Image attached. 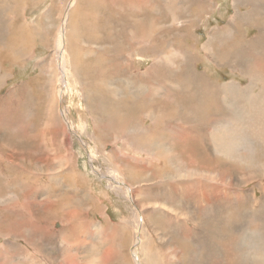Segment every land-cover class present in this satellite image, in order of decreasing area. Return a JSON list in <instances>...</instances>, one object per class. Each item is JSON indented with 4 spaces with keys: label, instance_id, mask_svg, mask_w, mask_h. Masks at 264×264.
<instances>
[{
    "label": "rangeland",
    "instance_id": "1",
    "mask_svg": "<svg viewBox=\"0 0 264 264\" xmlns=\"http://www.w3.org/2000/svg\"><path fill=\"white\" fill-rule=\"evenodd\" d=\"M15 1H17V0H15ZM134 1L135 0H132V1L131 0H78V1L77 0L76 1L75 0H25L23 2L22 0H20L17 2H13V1H11V2L5 1L6 3L2 2V4L0 5V7H1L0 8V10H1L0 16H1V25H2L5 37H7L8 33H9L7 30L8 25L4 22V20H2V18H4L6 20L7 16L11 13V11H13V12L19 11L20 16H22L21 26L19 28V31L22 34L20 52L23 55H25L28 59H26V61L23 62L22 65H19L16 62L10 63V65H9L7 63V61H5V60L0 62L1 70L8 72V73H12V75H13V77L10 79L11 81L9 80L6 86L3 85L4 87H0V101L1 100L4 101L6 99V97L11 95V93L16 92V93H18V95L23 94L24 96H26V94H27V95L32 96L33 100L36 101L38 104H35L36 107L34 109H36V110H34V109L29 110V109L24 108L23 106L22 107L18 106L19 108L15 109V111L17 110L16 113H19V114H17V115H19V118H20V116H22L24 114L25 111H26L25 113L27 114L26 116H29V122L28 123H30L31 129H29L28 127H22V128L19 127L24 132H27V135H29L28 136L29 139H28V137L20 138L19 136H17L18 134L16 132H14L12 127L8 130L6 129V127H3L0 129V131H2L0 133V142L3 141V143L10 145L12 150H14V151L16 150V151L20 152V156L15 154L14 158L11 157L10 160H13L15 163L19 162L20 164H24L25 166L27 164H29V160L26 158V156H27L26 153H34V152L37 153L38 151H40V149H42L44 147H48V148L52 147V145L54 143L56 145H57V143L62 144V147H64L66 149L65 155H68L69 158H71L72 160L73 159L75 160V162H74L75 163V166H74L75 172L78 175L79 174L83 175V179H82L83 182H81V183L84 186L81 183L75 181L77 179V177L69 179L68 176L70 174L66 175L62 170L59 171V172H61V174H58V172H55V171H47L44 173L40 172L39 174H36L39 181H41V186L39 184L36 185V189L38 190V192L40 194V197H39L40 199L36 200L35 202H41V203H48V202L58 203L60 201L65 202V204H67L69 207L67 212L68 213L70 212V214H71L67 218V220H70L73 217L72 212L82 211V216H84L83 218L88 222V223H86V221H84V224H85L86 229L88 230V233H85V235L80 238V241L84 240V241H82V242H84V253L86 254V255L84 254V264H88V263H90V261H92L94 264L101 262V261L107 262L108 260H107L106 256H109L111 254H116L115 255L116 257H115L114 261L111 262V264H134L135 261H134V257L132 256L131 248H132V245H133V249L135 248V240H137L136 237L139 235H138V233L136 235L135 230H129L130 234L127 237H125L124 235H125L127 229L124 228L122 230L124 233V235H123L124 237H123L122 236L123 233L120 235V232L118 233V228L116 226H119V228H121L122 222L127 221V222H129L130 226H132V228H134L135 223H133V220L137 219V218L135 216H133L132 213L135 210L136 211L139 210L138 205H136V203H139V205L144 208L142 211V213H143L142 215L145 218V224H146L145 227L148 230H149L150 224L153 225L154 227H157L158 230L161 232V234H163L165 241L169 243V244H165V247L171 248V252L166 254V256H168V257H166V260H169V259L171 260V262H169L167 264H171V263L172 264H180V263L181 264H183V263L184 264H197V262H198V264H210L212 262V258L216 262V264H243L246 261V259L247 260L252 259V257H254V256L257 257V256L264 254V244H262V238L264 239V216L260 215V216H262V219H261L262 221L257 216L258 201L260 202L262 193H264V177L262 176L258 181H253L245 187H244V185H240L238 183V181H240L242 179H246V181L249 180V177L251 176V174L255 173L256 171L261 172V173H262V171H264V168H263V166H264V143L261 145V147H257L261 143L262 139L256 140L255 137L249 139L251 136L257 135L258 130H262L261 125L264 124V120L262 121V123H259L256 126L252 127L250 129L248 136H247V132L245 131L242 134L237 135L235 138L231 137V142H235L234 145L235 146L237 145L236 147L238 148V150H235L234 153L231 151L230 154H228V155L224 154L222 152V150H220L219 148L215 152L213 150L211 140L208 136L204 140L206 145L202 142L201 148H198L197 151L193 148L192 145L191 146L186 145L187 151L185 149L186 152H184L183 155H181V157H179V159L178 158L177 159L182 165L184 163L186 165V163H188L189 161L196 162L197 168L199 170H196L195 174H197V172H198V173H201V175L194 178L195 181H193V186H192L193 187L192 189L194 191L191 195V200L190 199H184L183 202H181V204L177 206L174 204L173 200H174V197L177 198V196H176L177 192H178L177 194L179 195V197L181 196V193H180L181 191L173 188V185H174L173 182L175 183V181L169 180L171 178H174L176 174H171L169 171L165 172L168 170L167 164L165 165V163H164V165H159L158 164V161H159L158 157L152 158V163L146 162L145 161L146 156L144 154H135V152L132 148H127V145H128L127 143H125V142L121 141L119 138H117V135H119L117 132L118 126H116V123L118 122L117 121L118 120V115H117L118 110H116V108H112L113 106L111 105V103L113 102V100L110 101L111 95L110 94L108 95V93H110V92H109V90H107V87L110 88V87L114 86L116 89H118V88L121 89L122 92L118 95L119 101H123V99H132L133 97H146L150 93H152V88L150 87L151 88V89L149 88L150 90L149 89L144 90L140 94V93L136 92V86L139 84H143V83L147 84V81L151 80L154 77V75H151V76H149L150 79L147 78L148 69H149V67L153 66L154 63H158V64L163 66V68L159 70L160 74H163V79L161 81L162 82L161 92H163V93L160 92L159 95L160 96L170 95V92L172 91V90H170V88H171V84H172L171 76H172L173 72L177 71L178 73H180V75L183 73L184 74L191 73L190 67H183V65H182L183 63L189 65V63L186 62V60L188 59L193 63L198 62L199 63L198 64V71H199L198 74L202 73L201 76L204 79L209 80L212 84H214V86L215 85L218 86L217 88L221 89L224 87L227 90H229L230 88H232L236 84L234 87H238V89H243V88L246 89L247 87H249V88H247L248 91L251 90V92H254L255 94L258 93V95L261 93L262 94L261 97H264V84H262V81L264 79V71H262V68L264 67V60L258 61V59H261V58L257 56V50L258 49L261 50V48H262V50L264 51V49H263L264 44L263 43L260 44L261 40L257 39V38H259L258 36H260V37L262 36V32L264 30H263V28H260L261 22H255V21H251L249 18L246 19L247 17L245 18L246 13L254 12L255 10L259 9L258 12L260 11V13H261V15H259V16H261V20L264 21V0H256L255 3H254V0H237V1L236 0H206V1L205 0H181V1H183L182 8L179 4L180 2L176 1L179 4L178 8H180L179 9L180 11L175 13V15L177 17L171 15V10H169V8L167 6H165V5H167V3H165L166 0H153V1L147 0V1H145V3L141 2V1L138 2V0H136L135 2ZM18 2H20V3H18ZM137 2L139 4H141L140 7H137V8L132 7ZM187 3H189V4L194 3L195 6H193V7L188 6ZM254 4H257L258 9L253 7ZM24 6L26 7V9H25L24 13L22 14L20 10H22L24 8ZM157 6H161V7L157 8ZM210 6H212V7H210ZM187 7H188V9H187ZM235 7H237V9ZM189 8L191 10H189ZM5 9H9V14L7 11H5ZM142 10H143V12H142ZM63 12L67 15V19L64 18L65 14H64V17L62 18ZM157 12L158 13L160 12V13L158 14ZM235 12L238 13V15L235 14ZM148 17H149V19H148ZM233 17H235V18L237 17L236 18L237 20ZM239 17H240V19H239ZM172 18H173V21H172ZM175 19H179V20L175 21ZM71 21H72V23L74 22V25H77L78 28L80 29L79 30L80 34H75V35L76 36L81 35L79 40L77 37H76V39L72 38V41H73L72 43L77 45L76 49L80 50V47H81V48H84L85 53H90V54H87L89 56H87L86 54L83 55L84 53H81V56L83 55L82 56L83 62L82 61L79 62V63H81V64H79L80 68H81V75H82L81 78H83V80H84V71H83L84 70V65H83L84 61H85L84 64H86V63H99V65L96 68L93 67L92 72H89L90 75L89 74L88 75L91 78L89 77L87 79V81L89 82V83L87 82V85H86V81H84V85H85L84 86L82 79L81 78L79 79V77H78V73H77L76 69L73 68L74 65H73L72 55L70 52H68V51H70V45H68V39L66 38L67 41H65V45H64L63 49L65 52V72H66L67 76H68V73L71 74V76H69L70 78L68 80L69 84H70V88L68 86V91L70 93L68 94L67 98H65L67 101L64 100L63 103L61 102L60 107H59L60 108L59 113H60L61 118L63 119L65 117V107H66L68 110V113L71 114V116H68L69 119L71 117V122L66 123V121H63L62 125L60 124V126L58 125V127H56V128L55 127L49 128V131H48V128L45 125L44 121H46V117H47L45 115V113L47 112V107H48L47 105L50 102V99H49L50 92L47 88L49 86L50 72H55V71L57 72L58 78H56V88H57L56 91L58 90L57 96L59 98L58 92L59 91L60 92L62 91L63 93L65 92V87L62 85L63 76L61 74V73H63L61 71H62V66L64 65V61L61 60L62 55L60 54L61 52L58 51L59 50L58 41H59V36H60L59 33H60V30L63 27L64 23L66 24L68 33L71 32L72 28L70 29V27H69V23ZM142 21H144L143 25H146L148 27L149 26L153 27V29L155 31V33H154L155 35H154V37H152L148 40H145V41L137 40L134 43V42H132L131 34L136 33L138 35V38H139L140 35L142 33H144V31H141V30L147 28V27H142V28L137 27V24L139 22H142ZM229 21H231V22H229ZM49 24H50V27H49ZM179 24L182 26H180ZM249 24L252 26H250ZM158 25L160 26V28L158 27ZM172 25L178 29H175V27H173ZM164 26L166 27V29L164 28ZM227 26H229V27H227ZM157 27L159 29H161L163 27V29H161L162 31H156L158 29ZM37 28H38V30H37ZM111 28H113V29H111ZM229 29H233L232 32H228L227 30H229ZM108 30L109 31L111 30V31L109 32ZM221 31L222 32L227 31V34H230V35L226 34V35H224L225 37L223 35L221 36L220 35ZM38 32H39V35H38ZM189 32L192 34H190ZM107 33H108V35H107ZM240 34H243V37L240 39V43H242V44L240 46H238L234 43L233 35L235 36V35H240ZM167 35H169V36H167ZM210 35L213 38V41H210L208 39V38H210ZM247 35H249V36H247ZM116 36H117V38H115ZM155 37H156V39H155ZM180 41L182 44L180 43ZM223 41H225L224 46H221V43ZM254 41H256V43H254ZM141 42H145V44L148 42L147 45L150 48H149V51L147 52V55H145V53L140 52V48L145 45V44L141 45ZM259 44L261 45V47H259L260 46ZM213 45H215V46H213ZM73 47H74V45H72V48ZM190 47H191V49H189ZM252 47H254V48H252ZM33 48H35V49H33ZM158 48L160 49V51H159V54L156 55V53L158 52ZM17 49L19 52V47ZM106 49H107V51H106ZM180 49H181V51H180ZM251 49H253V50H251ZM207 50H209V51H207ZM211 50H212V52H210ZM188 51H189V53H187ZM214 53H215V56H214ZM259 53L261 56L262 55L264 56V53H262V52H259ZM259 53H258V55H259ZM114 54L117 56L115 57ZM154 54H155V56L152 57ZM194 54H196V55H194ZM238 55H240L239 56L240 60H242V58H241L242 56L246 57V59L242 62V67L240 69H236L234 71L232 69L230 70V67L227 65V63H225V61L229 58L235 59V57H238ZM250 55H252V56H250ZM17 56H19V55H17ZM184 57H185V59L183 60ZM209 57H210V59H209ZM105 58H106V60H105ZM162 58H164V59H162ZM172 58H174V59H172ZM232 59H229V60H232ZM66 60H68V63L70 64L69 69H68V64H67ZM165 60H168L171 63H168ZM178 61L179 62L181 61V62L179 63ZM121 62H123V63H121ZM138 62H139V64H138ZM141 62H144V63H141ZM119 63L121 65H119ZM171 64H173L174 66H178L179 68L175 67V69L172 71L173 68H170ZM248 64H251V65H249V66H251V68L248 66ZM181 65H182V67L180 68ZM127 66H128V68L129 67L130 68L128 69ZM258 66H260L261 68ZM207 67H208V69H207ZM124 68H125V70H124ZM143 68H145L146 70ZM166 68H168V69L166 70ZM127 69H128L129 75L126 74ZM176 69H178V70H176ZM181 69L183 71H181ZM258 69H259V71H258ZM68 70H69V72H68ZM170 71H172V74ZM250 71L256 73L257 75L259 74L258 79H252ZM92 77L94 78L93 79L94 81L92 80ZM216 77H218V78H216ZM127 78L130 79L129 81L132 83L131 84L132 86H130V87L127 86V84H126ZM173 78L177 82L180 79L181 80L180 83H182L181 87L182 86L184 87L185 84L183 82L186 81L185 78H184V81H183V77H181V76L178 79H176V77H174V76H173ZM242 78H244V79H242ZM259 78H260V80H259ZM120 79L122 81H120ZM229 81H231V82H229ZM53 83H55V79H53ZM249 83H250V85H249ZM256 83H258V84H256ZM224 84H226V85L224 86ZM118 85H120V86H118ZM246 85H248V86H246ZM87 86L88 87L90 86V87L88 88ZM126 86L129 89H127ZM122 87H123V90H122ZM52 88H54V87L52 86ZM92 90H94V91L91 92ZM132 90H133V93H132ZM103 91H105V93ZM125 91H126V93H123ZM62 92H61V94H62ZM33 94H34V96H33ZM85 94H86V97H85ZM124 94H126L127 96H125ZM1 95H2V97H1ZM39 95H40V97H39ZM69 95H70V97H69ZM88 95H89V98H88ZM239 95H242V94H238V99L234 103L235 106H237L238 108L234 109V111L232 110L231 113L236 112V113L243 114V110H242L243 107L242 106H244V105H242V104H245L244 100H243L244 97L241 99V97ZM82 96H83V98H82ZM100 96H103V97H100ZM85 98H86V100H85ZM91 98L93 101L91 100ZM99 98L100 99L102 98L104 100L106 99V100L104 101L101 99L102 100L101 101V100H98ZM39 99L41 100V102H39ZM113 99H116V96L113 97ZM239 100L242 103L239 102ZM62 105H64V106H62ZM99 106H100V108H99ZM185 106H188V105H185ZM185 106L181 105L180 107H185ZM262 107H263V104H261V108ZM101 108H103V109H101ZM89 109H92V110H89ZM99 111L100 112L102 111V112L99 113ZM5 116L11 117L7 113H4V117ZM14 116L16 117V115H14ZM7 117H6V120L9 121V119ZM229 117L231 118L232 115ZM229 117H227V118L229 119ZM105 118H106V121H105ZM31 119H32V121H31ZM64 120H65V118H64ZM95 120H97V121L95 122ZM100 120L102 123L100 122ZM113 120H115V121H113ZM135 120H136V117H135ZM144 121L146 123V128L148 130L150 129V132L148 133V135H150V136L154 135L155 136L156 145L159 147L163 142L162 137L160 135V132L154 131V128H152L153 122H151L149 119L144 120ZM65 124H67V125H65ZM7 125L10 126L9 122ZM71 125L73 126V128H77V129L79 127L81 129L84 127L83 130L80 132V134H82V133L83 134L80 135L79 132H77V131H74L75 133L72 132L73 129H71L72 128ZM127 125H129V124H125V128H124V129H127V134L129 133V130L132 131L134 129V127H136L135 123H132L129 126H127ZM258 125H259V127H258ZM67 126H69V127H67ZM238 126L240 127V126H242V124H238ZM59 128H61V129H59ZM32 129L34 132L31 131ZM54 129L57 131H55ZM101 132H102V134H101ZM46 133L48 135H46ZM53 133L56 134V136H54ZM212 134H213V129L210 128V136ZM51 135H53L54 138H51L50 137ZM8 137H10V138H8ZM79 138H82V139H79ZM100 138H102V139H100ZM117 139L120 141H117ZM42 140H44V143ZM45 140H47V141H45ZM80 140L84 141L83 143H84L85 148L82 146L81 147L79 146ZM163 140H166V139L163 138ZM249 140H251V141H249ZM255 140H256V143H255ZM49 141L51 143H49ZM231 142H230V147H231ZM145 143H149V139H148V141H145ZM224 143H225L224 144V148H225L227 146V143L226 142H224ZM13 144L15 147H12ZM164 145L167 146V150H168L169 145H168L167 141L166 142L164 141ZM253 145H254V147H253ZM117 146L119 148H116ZM242 146L246 147V148H243ZM87 147H90V148H87ZM251 148L253 149V154L248 153V151ZM47 149L44 151V153H45V155L47 154V157H49V156H51L52 153L47 152L48 151ZM49 150H50V148H49ZM108 151H110V152H108ZM35 153H34V155H35ZM107 153H109V154H107ZM168 154H170V153H168ZM91 157H96V159H93L94 160L93 161V160H91ZM143 157H145V158H143ZM125 158H126V161H125ZM132 159H134V160H132ZM110 160H112V161H110ZM114 160H116V161H114ZM108 161L110 163H108ZM120 161L123 164L125 163V165L127 166V169H126L127 173L126 174H128V176H129V174L131 176L137 175L141 169V168H138V163H139V161H144V163H146L149 167L147 169L148 172L146 173V175H148L147 181L139 183L136 186V189H131V188H133L132 184L134 182L133 183L131 181L125 182L124 177H122L119 174L120 171L117 170L119 167H121ZM219 161H223L226 164L225 168H222V169L216 168L217 167L216 165H218L217 162H219ZM44 162L45 161L42 160L39 163H40V165H42V164H44ZM107 164H109V166H107ZM262 164H263V166H262ZM250 165H253V168L249 169ZM259 165L261 167H259ZM159 166H161V167H159ZM164 166H165V168H164ZM49 167L53 169V166L51 164H49ZM108 167H110L111 169H116L115 171H118V172H115V173L121 179V183L118 181V179L112 180V182H115L117 187H118V188H113V190H112V188L109 187V185H111V184L108 181V179H105V177L102 176V174H106L105 169H107ZM157 167H159V168H157ZM28 168L31 170V167H28ZM66 168L68 169V167H66ZM135 168H136V171L133 170ZM130 169H132V171ZM163 169H164V171H163ZM255 169H256V171H255ZM141 170H143V169H141ZM158 170H160V171H158ZM68 171H69V169H68ZM181 172H183V171H181ZM0 173H1V170H0ZM2 173H3L2 174L3 177L0 174V179H1L0 180V191H2L3 195H4L3 201L6 202L8 199L12 198L11 197L12 193H15L16 195H14V196L18 197L19 203L16 204L14 210L17 209L16 211H18L21 214V215L19 214V215L12 216V217H6L4 219V222H7V223L13 222L12 219L14 217H15L14 219L17 218L18 221L28 219L27 216L33 214L35 217H39L41 219V221L47 222L45 224V226H50V227H45L44 229H46L45 231L50 235H47V234L41 235L40 237H37V238H35V237L31 238V236H30L31 239L28 238L27 236H25L26 240H24L23 238H20V234H18L16 231H8V232L2 234V236L0 235V246H1L0 247V257L3 258V259H0V264H2L6 260H10L14 264L18 263L16 260V257L18 255V253L20 252V250L19 251H12V248H15L16 246L24 249L23 250L24 252L30 253V255H29L30 260L36 261L37 262L36 264H51L52 261H56V262L58 261L57 264H65V260L67 262H70L69 261L70 257L74 256V257L80 258L81 254L78 251H76L74 247H72V244H73V246L76 245V241L68 240V239H61V241L63 240L61 242L59 239L58 235L61 231L62 225L66 226L67 224L62 222L61 223L62 225L56 224V226H53L54 222L57 218L55 216L54 212H52L51 210H47V208H43L44 205H40V206L35 205V207H33V200L29 199V198L26 199V194L23 193V191H22L23 188H20V187H22V185L18 186V184H16V185L13 184L12 178H14V175L8 173L6 166L3 167ZM154 173H155V175H154ZM204 173H206V174H204ZM235 173H236V175H235ZM14 174H17V173H14ZM40 174H42V175H40ZM165 174H166V176H165ZM180 174L183 175L185 173H180ZM218 174H219V176H220V174H222L224 177L221 175L222 178H220L221 176L219 177ZM17 176H18V179H17L18 182L20 183L21 181H23L24 189H27L25 187L30 186L31 176H29V175L25 176V174L24 175L18 174ZM201 176L202 177L204 176L206 179L205 180L202 179ZM165 177L168 180L166 185L164 183ZM5 178L6 179L8 178L9 180L8 179L6 180ZM198 178L202 182H199ZM29 180H30V182L28 183ZM84 180L86 183H84ZM136 180H137V178H136ZM182 181H184V180L182 179ZM213 181H214V183H213ZM196 183H197V185H196ZM74 184H76V185H74ZM126 184H127V186H126ZM129 184H131V185H129ZM224 184L231 185V188H226V187L224 188L223 187L222 189L225 191L224 192L221 189V185H224ZM16 186H18V188ZM159 186L160 187L163 186V188L165 190H167V193H168L165 196H163L161 199L159 198L161 193L158 194V190H156ZM239 186H241V187H239ZM106 187H108V188H106ZM126 187H128V188H126ZM140 187L142 189H140ZM258 187L262 188L263 191L261 192ZM42 188H46V189L43 190ZM125 188L128 190L129 193L131 191L130 194H132V195L128 196L127 190ZM129 188L131 190H129ZM137 188H139V189H137ZM212 189L215 191L213 192ZM201 190H203V192ZM205 190H206V192H204ZM234 192H236V193H234ZM252 192L253 193L256 192L257 196L252 197L253 196ZM156 193L159 196L156 197V195H155ZM204 193H205V196H203V195L201 196V194H204ZM230 193H233V194H230ZM23 194H24V196H23ZM225 194H227V196H225ZM121 196H124L125 198H128L129 200L128 199L125 200ZM210 196L211 197L214 196L216 198L212 197L213 199H211ZM138 198H140V199H138ZM243 198H244V201H243ZM137 199L139 202L137 201ZM250 199H253L252 202ZM134 201H136V203ZM160 201H162V202H160ZM128 202L130 205L128 204ZM223 202L226 206L223 204ZM97 203H98L99 207L97 209H95ZM70 204H71V206H70ZM154 204H160L161 208L159 207L157 210H155L153 207ZM253 205H256V206H253ZM8 206L13 208L12 204H9ZM131 206H133V207L131 208ZM79 207H81L82 210H80ZM22 209L24 212L22 211ZM44 210H46V211L44 212ZM173 211L179 213L181 215L180 219L182 220L181 221V228H178L176 230H171L168 228V227H171L174 229L176 226H173L172 223L177 224L176 219L172 220V217L174 216L172 214ZM30 212H32V213H30ZM181 212H182V214H181ZM190 212H192V214ZM166 213H167L168 217H167ZM209 213H210V215H209ZM243 214H245V215H243ZM23 215L24 216L26 215V216L24 217ZM250 217H251V219H250ZM204 221H205V223H203ZM42 224L44 225V223H42ZM228 224H229V227H228ZM202 225H203V227H200ZM4 226H6V225L4 224ZM96 226H97V228L108 229L105 232H102V234L106 235V236H108L110 234L109 240L111 241L112 245L118 244V247H114V249H116L117 252L120 249L121 254H120V252L115 253L113 250H108L109 244H104V246H103V244L100 243V237L98 236L97 228L95 229ZM111 226H115V229L112 230ZM185 226H187V227H185ZM162 227H163V229H162ZM189 229H190V231H189ZM112 231H113V233H112ZM205 231H206V233H205ZM208 231H209V233H208ZM258 233H262V235H259ZM181 234L184 237L183 236L181 237ZM213 234H215V238L213 237V239H212ZM55 236H58V239ZM171 237H173V238H171ZM185 237H187L189 239H187ZM207 237L209 238V240ZM33 238H35V239H33ZM45 238H47V239H45ZM175 239L177 241H175ZM203 239L206 241H203ZM216 239H217V242H216ZM28 240H29V242H32V240H33V241H35V243L36 242H37V244L39 243L42 247H40L39 245L38 246L36 245L35 249L33 247L28 248V249L25 248V244L28 243ZM197 240L200 242H198ZM40 242H42V243H40ZM50 242L52 244H50ZM150 242L152 243L153 247H155V246L157 247L160 245L159 242H157V241L155 242L154 240H150ZM206 242H208V243L206 244ZM197 243H199V244H197ZM209 243H210V245H209ZM57 244H59V245H57ZM119 244L121 245L120 247H119ZM154 244H155V246H154ZM175 244L177 246H179V248H180V249H178V251L180 250L179 252L177 250L176 251L174 250ZM67 245L70 247V250L73 252V254H71L70 257L68 255L61 256L60 253H62V251L65 250V247ZM252 245H253V247H252ZM204 246L207 248V250ZM209 246L211 248H209ZM123 247H125V248H123ZM212 248H215L216 250L212 249ZM32 251L35 253H33ZM37 251L44 252L45 254L42 255ZM96 251H98L99 253ZM172 251H173V253H172ZM181 251H182V253H181ZM210 251H212L213 253ZM1 252L3 255L1 254ZM86 252H88V253H86ZM174 252H176V253H174ZM203 252L207 255H205ZM107 253H109V255ZM143 253H144V250H140L139 254L142 257V259L145 256L146 252L144 254ZM189 253H191V254H189ZM89 254H91V255H89ZM209 254L213 257H210ZM214 254L217 258L214 256ZM246 254H248V255H246ZM242 255H244V256H242ZM184 256H186V257H184ZM195 256H197V257H195ZM190 257H191V259H190ZM195 259L196 260L198 259V260L196 261ZM191 260H193V261H191ZM176 261H177V263H176ZM199 261H201V262H199ZM203 261H204V263H203ZM19 264H31V262H27V263L20 262Z\"/></svg>",
    "mask_w": 264,
    "mask_h": 264
},
{
    "label": "bare ground",
    "instance_id": "2",
    "mask_svg": "<svg viewBox=\"0 0 264 264\" xmlns=\"http://www.w3.org/2000/svg\"><path fill=\"white\" fill-rule=\"evenodd\" d=\"M17 2V1H20V0H0V5L2 4V2ZM23 2L25 0H22ZM76 1V0H75ZM78 1V0H77ZM132 1V0H131ZM136 1V0H135ZM134 1V2H135ZM141 1V2H144L147 1V0H138V2ZM150 1V0H148ZM153 1V0H152ZM176 1H179L180 3V6L182 8V5H183V1L181 0H166L165 3H167V6L169 8V10H171V15L173 16H176L175 13L179 12L180 8H178V2ZM206 1V0H205ZM237 1V0H236ZM235 1V2H236ZM256 0H254V3H255ZM12 2V3H13ZM69 2V1H68ZM67 2V3H68ZM135 3L134 8H137V7H140L141 4L139 3ZM214 2V1H213ZM244 2V1H243ZM6 3V2H5ZM4 3V4H5ZM11 3V4H12ZM20 3V2H18ZM77 3V2H76ZM75 3V4H76ZM239 3V2H238ZM133 4V3H132ZM162 4V3H161ZM188 6H195L194 3L193 4H189L187 3ZM247 4V3H246ZM16 5V4H15ZM73 5V4H72ZM260 5V4H259ZM5 6V5H4ZM76 6V5H75ZM74 6V7H75ZM217 6V5H216ZM246 6V5H245ZM66 7V6H65ZM161 6H157V8H159ZM190 7V8H191ZM212 7V6H210ZM256 9H258V6L257 4H254V6ZM252 7V8H253ZM262 7V6H261ZM1 8V7H0ZM156 8V9H157ZM189 8V10H191ZM237 9V7H235ZM26 7L24 6V8L21 11V13L23 14L24 11H25ZM65 9V8H64ZM139 9V8H138ZM188 9V7H187ZM186 9V10H187ZM206 9V8H205ZM211 9V8H210ZM74 10V9H73ZM215 10V9H214ZM252 10V9H251ZM259 10V9H258ZM258 10H255L254 12H249V13H246V16L245 18L246 19H250L251 21H255V22H261V25H260V28H263L264 30V21L261 20V13L260 11L258 12ZM1 11V10H0ZM4 11V10H3ZM5 11L8 12L9 14V9H5ZM200 11V10H199ZM238 11V10H237ZM143 12V10H142ZM242 12V11H241ZM67 13V12H66ZM158 13V12H157ZM160 13V12H159ZM158 13V14H159ZM214 13V12H213ZM6 14V13H5ZM7 14V15H8ZM64 12H63V16L62 18L64 17ZM192 14V13H191ZM219 14V13H218ZM235 14L238 15V13L235 12ZM74 15V14H73ZM201 15V14H200ZM241 15V14H240ZM245 15V14H244ZM5 16V15H4ZM192 16V15H191ZM116 17V16H115ZM177 17V16H176ZM241 17V16H240ZM239 17V19H240ZM65 19H67V15L65 14ZM114 18V17H113ZM193 18V17H192ZM235 18V17H233ZM237 18V17H236ZM235 18V19H236ZM47 19V18H46ZM69 19V18H68ZM137 19V18H136ZM146 19V18H145ZM149 19V17H148ZM147 19V20H148ZM151 19V18H150ZM260 19V20H259ZM2 20H4V22L8 25L7 27V30H8V36L5 37L4 36V32H3V28H2V25H1V16H0V62L5 60L7 61V63L10 65V63H17L19 65H22L23 62L26 61V59H28L25 55H23L21 52H20V45H21V39H22V34L21 32L19 31V28L21 26V21H22V16H20V13L19 11L18 12H13L11 11V13L7 16L6 20L4 18H2ZM74 20V19H73ZM129 20V19H128ZM157 20V19H156ZM179 19H175V21H178ZM237 20V19H236ZM259 20V21H258ZM67 21V20H66ZM149 21V20H148ZM172 21H173V18H172ZM224 21V20H223ZM250 21V22H251ZM128 22V21H127ZM199 22V21H198ZM231 22V21H229ZM57 23V22H56ZM71 23V24H70ZM69 23V27L70 29L72 28L71 32L68 33L67 31V27H66V24L64 23L63 27L61 28L60 30V36H59V41H58V47H59V52H61L60 54L62 55L61 57V60L64 61V65L62 66V71L63 73L62 76H63V81H62V85L65 87V92L63 93L62 91V94L61 92L59 91L58 94H59V98L57 96V91H56V78H58V75H57V72H50V77H49V86L47 87L49 92H50V102L48 103V107H47V112L45 113V115L47 116L46 117V121L45 122V125L47 126L48 128V131H49V128H56L58 127V125L60 126V124L62 125V122L63 121H66V123H70L71 122V117L69 119L68 116H71L70 113H68V110L67 108L65 107V120L64 118L62 119L61 116H60V104L61 102L63 103L64 100H66L65 98H67L68 94L70 93L68 91V86L70 88V84H69V76H71V74L68 73V76L66 75V72H65V52H64V45H65V41H67L68 39V45H70V52L71 55H72V60H73V65H74V69H76L77 73H78V77L79 79L82 77L81 75V68H80V65L81 63H79L80 61L83 62L82 60V56L83 55H87V54H90V53H85L84 52V48H81L80 47V50L79 49H76V46L75 44H73L72 42V38L73 39H76V37L79 38L81 37V35H75V34H80V29L78 28L77 25H74V22L72 23V21ZM109 23V22H108ZM144 21L142 22H139L137 24V27L138 28H142V27H147L141 31H144V33H140V37L138 38V35L136 33H132L131 34V37H132V42H136L137 40L139 41H145V40H148L152 37H154V29L152 26H146V25H143ZM159 23V22H158ZM181 23V22H180ZM234 23V22H233ZM46 24V23H45ZM165 24V23H164ZM228 24V23H227ZM251 24V23H250ZM249 24V25H250ZM72 25V26H71ZM180 25V24H179ZM230 25V24H229ZM248 25V24H247ZM166 26V25H165ZM164 26V28L166 29V27ZM173 26V25H172ZM182 26V25H180ZM246 26V25H245ZM252 26V25H250ZM49 27H50V24H49ZM112 27V26H111ZM158 27L160 28V26L158 25ZM157 27V28H158ZM175 27V26H173ZM229 27V26H227ZM157 29L156 31H162L161 29H163V27L161 29ZM235 28V27H234ZM46 29V28H45ZM113 29V28H111ZM171 29V28H170ZM175 29H178L175 27ZM180 29V28H179ZM199 29V28H198ZM38 30V28H37ZM233 29H229L227 30L228 32H232ZM247 30V29H246ZM262 30V31H263ZM53 31V30H52ZM109 31V30H108ZM111 31V30H110ZM109 31V32H110ZM223 31V30H222ZM220 33V35L224 36L227 34V31L226 32H222ZM225 31V30H224ZM55 32V31H54ZM113 32V31H112ZM111 32V33H112ZM114 33V32H113ZM168 33V32H167ZM190 33V32H189ZM197 33V32H196ZM165 34V33H164ZM187 34V33H186ZM192 34V33H190ZM38 35H39V32H38ZM54 35V34H53ZM108 35V33H107ZM112 35V34H111ZM110 35V36H111ZM159 35V34H158ZM188 35V34H187ZM227 35H230V34H227ZM256 35V34H255ZM71 36V37H70ZM163 36V35H162ZM169 36V35H167ZM189 36V35H188ZM208 36V35H207ZM249 36V35H247ZM164 37V36H163ZM186 37V36H185ZM198 37V36H197ZM225 37V36H224ZM234 37V43L238 46H240L242 43H240V39L243 37V34H240V35H233ZM259 38L257 39H260L261 43L260 44H264V31L262 32V36H258ZM67 38V39H66ZM111 38V37H110ZM117 38V36L115 37ZM138 38V39H137ZM220 38V37H219ZM105 39V38H104ZM156 39V37H155ZM210 41H213V38L211 37L210 35V38H208ZM114 40V39H113ZM178 40V39H177ZM78 42V41H77ZM150 42V41H149ZM183 42V41H182ZM148 43V42H147ZM147 43L145 44V42H141V45L145 44L143 47L140 48V52L141 53H145V55H147V52L149 51V48ZM181 43V41H180ZM202 43V42H201ZM213 43V42H212ZM224 43L225 41H223L221 43V46H224ZM253 43V42H252ZM254 43H256V41H254ZM125 44V43H124ZM151 44V43H150ZM159 44V43H158ZM182 44V43H181ZM180 44V45H181ZM206 44V43H205ZM211 44V43H210ZM259 44V45H260ZM51 45V44H50ZM72 45H74V47L72 48ZM174 45V44H173ZM212 45V44H211ZM210 45V46H211ZM249 45V44H248ZM254 45V44H253ZM252 45V46H253ZM44 46V45H43ZM100 46V45H99ZM104 46V45H103ZM126 46V45H125ZM188 46V45H187ZM190 46V45H189ZM215 46V45H213ZM212 46V47H213ZM250 46V45H249ZM19 47V52H18V48ZM47 47V46H46ZM160 47V46H159ZM261 47V45L259 46ZM52 48V47H51ZM50 48V49H51ZM66 48V47H65ZM194 48V47H193ZM200 48V47H199ZM210 48V47H209ZM218 48V47H217ZM254 48V47H252ZM258 48V47H257ZM35 49V48H33ZM67 49V48H66ZM103 49V48H102ZM109 49V48H108ZM177 49V48H176ZM191 49V47L189 48ZM206 49V48H205ZM264 49V48H263ZM114 50V49H113ZM117 50V49H116ZM171 50V49H170ZM253 50V49H251ZM83 51V52H82ZM104 51V50H103ZM107 51V49H106ZM110 51V50H109ZM118 51V50H117ZM122 51V50H121ZM159 51L160 49L158 48V52L156 53V55L159 54ZM181 51V49H180ZM179 51V52H180ZM200 51V50H199ZM204 51V50H203ZM209 51V50H207ZM206 51V52H207ZM105 52V51H104ZM178 52V51H177ZM185 52V51H184ZM212 52V50L210 51ZM253 52V51H252ZM255 52V51H254ZM259 52H262L264 53V51L262 50H257V56L260 57L261 59H258V61L260 60H264V56L260 55ZM67 53V52H66ZM81 53H84L82 56H81ZM114 53V52H113ZM176 53V52H175ZM189 53V51L187 52ZM186 53V54H187ZM199 53V52H198ZM209 53V52H208ZM259 53V55H258ZM111 54V53H110ZM124 54V53H123ZM168 54V53H167ZM171 54V53H170ZM179 54V53H178ZM184 54V53H183ZM185 54V55H186ZM207 54V53H206ZM239 54V53H238ZM19 55V56H17ZM70 55V54H69ZM115 55V54H114ZM176 55V54H175ZM192 55V54H191ZM196 55V54H194ZM89 56V55H87ZM86 56V57H87ZM117 55H115L116 57ZM126 56V55H125ZM155 54L152 56L154 57ZM180 56V55H179ZM200 56V55H199ZM214 56H215V53H214ZM239 56L238 57H235V59L233 58H229V59H232V60H229L227 59L225 61V63H227V65L230 67V70L232 69L233 71L236 70V69H240L242 67V62L246 59V57L242 56V60L239 59ZM252 56V55H250ZM127 57V56H126ZM144 57V56H143ZM147 57V56H146ZM175 57V56H174ZM70 58V57H69ZM130 58V57H129ZM169 58V57H168ZM171 58V57H170ZM179 58V57H178ZM202 58V57H201ZM255 58V57H254ZM67 59V58H66ZM116 59V58H115ZM114 59V60H115ZM119 59V58H118ZM131 59V58H130ZM134 59V58H133ZM132 59V60H133ZM164 59V58H162ZM174 59V58H172ZM177 59V58H176ZM185 59V57L183 58V60ZM210 59V57H209ZM70 60V59H69ZM106 60V58H105ZM136 60V59H135ZM193 60V59H192ZM67 61V64H68V69H69V63H68V60ZM103 61V60H102ZM156 61V60H155ZM162 61V60H161ZM167 61L168 63H171L170 61L168 60H165ZM216 61V60H215ZM152 62V61H151ZM179 62V61H178ZM181 62V61H180ZM179 62V63H180ZM186 62L189 63L188 64H185L183 63V67H190V72L191 73H188V74H181L178 73L177 71H174L173 74H172V71L175 69V67H178V66H174L173 64H171L170 68H173L171 72L172 76H171V88L170 90H172L170 92V95H164V96H160V92L162 90V79H163V74H160L159 70L163 68L162 65L158 64V63H154L153 66L149 67L148 69V76L147 78H149V76L151 75H154V77L147 81V84H139L136 86V92L137 93H140L144 90H148L150 87L152 88V93H150L148 96L146 97H133L132 99H123V101H119V97L118 95L122 92L120 88L116 89L114 86L108 88L107 87V90H109L110 93H108V95L110 94L111 95V98H110V101L113 100V102L111 103V105L113 106L112 108H116V110H118V122L116 123V126L117 127V132L119 135H117V138H119L121 141L127 143V148H132L135 152V154H144L146 156V162H150L152 163V158H157L159 159L158 161V164L159 165H165L167 164V168L168 170L165 171V172H170L171 174H176L174 178H171L169 179L170 181H175V183L173 182V188L177 189V190H180L181 192V196L179 197V195L176 193V196L177 198L174 197V204L175 205H180L181 202H183L184 199H190L191 200V195L193 193V181L195 177L197 176H200L201 173H198L195 174L196 170H199L197 168V164L196 162H193V161H189L188 163H185L182 165L178 159L179 157H181V155H183L184 152L187 151L186 149V145H189V146H193V148L197 151L198 148H201L202 146V142L206 145V143L204 142V140L206 139V137L208 136L211 140V143H212V146H213V150L216 152L218 150V148L220 150H222V152L226 155L230 154V152L232 151L233 153L235 152V150H238V148L234 145L235 142H231V137H236L237 135H240L242 134L243 132H247V136L249 135V132H250V129L254 126H256L257 124L259 123H262V121L264 120V97H261L262 94L260 93L258 95L255 94L254 92H251L248 91L247 87L246 89H238V87H232L230 88L229 90H227L226 88H217L218 86H214V84H212L209 80H206L204 79L201 74H198V62H191L190 60H186ZM203 62V61H202ZM85 63V61H84ZM84 80L83 78L82 79V82H83V85H84V81H86V85H87V79L90 77V73L89 72H92L93 70V67H98L99 63H86L84 64ZM118 63V62H117ZM123 63V62H121ZM134 63V62H133ZM132 63V64H133ZM141 63H144V62H141ZM166 63V62H165ZM255 63V62H254ZM259 63V62H258ZM101 64V63H100ZM108 64V63H107ZM139 64V62H138ZM148 64V63H147ZM167 64V63H166ZM215 64V63H214ZM25 65V64H24ZM23 65V66H24ZM82 65V66H83ZM119 65H121L119 63ZM134 65V64H133ZM146 65V64H145ZM178 65V64H177ZM180 65V64H179ZM182 65L180 66V68L182 67ZM210 65V64H209ZM247 65V64H246ZM251 65V64H248V66ZM258 65V64H257ZM106 66V65H105ZM123 66V65H122ZM121 66V67H122ZM141 66V65H140ZM169 66V65H168ZM245 66V65H244ZM101 67V66H100ZM142 67V66H141ZM146 67V66H145ZM210 67V66H209ZM251 68V66H249ZM256 67V66H255ZM260 67V66H258ZM123 68V67H122ZM128 68V66H127ZM130 68V67H129ZM128 68V69H129ZM132 68V67H131ZM179 68V67H178ZM206 68V67H205ZM248 68V67H247ZM254 68V67H253ZM261 68V67H260ZM58 69V68H57ZM73 69V70H74ZM128 69L126 70V74L129 75L128 73ZM137 69V68H136ZM145 69V68H143ZM168 68H166L167 70ZM208 69V67H207ZM244 69V68H243ZM105 70V69H104ZM125 70V68H124ZM146 70V69H145ZM178 70V69H176ZM188 70V69H187ZM211 70V69H210ZM209 70V71H210ZM249 70V69H248ZM247 70V71H248ZM75 71V70H74ZM133 71V70H132ZM138 71V70H137ZM181 71H183L181 69ZM185 71V70H184ZM259 71V69H258ZM262 71H264V67L262 68ZM69 72V70H68ZM121 72V71H120ZM135 72V71H134ZM204 72V71H203ZM238 72V71H237ZM228 73V72H227ZM260 73V72H259ZM89 74V75H88ZM119 74V73H118ZM122 74V73H121ZM124 74V73H123ZM250 74H251V78L252 79H258V75L252 71H250ZM116 75V74H115ZM131 75V74H130ZM214 75V74H213ZM236 75V74H235ZM77 76V75H76ZM120 76V75H119ZM174 77H176V79H178L180 76L183 77V81H184V78L186 81H184L183 84L184 87L182 88L181 87V80L179 79L178 82L174 80ZM243 76V75H242ZM250 76V75H249ZM13 77L12 73H8V72H5V71H2L1 70V65H0V87H4L7 85L8 81ZM207 77V76H206ZM91 78V77H90ZM117 78V77H116ZM115 78V79H116ZM135 78V77H134ZM139 78V77H138ZM145 78V77H144ZM210 78V77H209ZM218 78V77H216ZM53 79H55V83H53ZM94 78L92 77V80ZM133 79V78H132ZM136 79V78H135ZM150 79V78H149ZM244 79V78H242ZM250 79V78H249ZM14 80V79H13ZM108 80V79H107ZM130 79L127 78V81H126V84L127 86H132L131 82L129 81ZM137 80V79H136ZM215 80V79H214ZM260 80V78H259ZM11 81V80H10ZM94 81V80H93ZM120 81H122L120 79ZM125 81V80H124ZM139 81V80H138ZM137 81V82H138ZM255 81V80H254ZM101 82V81H100ZM136 82V83H137ZM217 82V81H216ZM231 82V81H229ZM228 82V83H229ZM89 83V82H88ZM92 83V82H91ZM109 83V82H108ZM120 83V82H119ZM122 83V82H121ZM166 83V82H165ZM247 83V82H246ZM254 83V82H253ZM252 83V84H253ZM230 84V83H229ZM238 84V83H237ZM240 84V83H239ZM251 84V85H252ZM258 84V83H256ZM261 84V83H260ZM262 84H264V79L262 81ZM4 85V86H3ZM111 85V84H110ZM122 85V84H121ZM124 85V84H123ZM136 85V84H135ZM168 85V84H167ZM226 84H224L225 86ZM231 85V84H230ZM250 85V83H249ZM9 86V85H8ZM13 86V85H12ZM52 86L54 88H52ZM85 86V85H84ZM95 86V85H94ZM120 86V85H118ZM126 86V88H127ZM229 86V85H228ZM227 86V87H228ZM248 86V85H246ZM258 86V85H257ZM20 87V86H19ZM88 87V86H87ZM90 87V86H89ZM88 87V88H89ZM100 87V86H99ZM170 87V86H169ZM240 87V86H239ZM8 88V87H7ZM134 88V87H133ZM150 88V89H151ZM255 88V87H254ZM10 89V88H9ZM129 89V88H127ZM149 89V90H150ZM47 90V89H46ZM122 90H123V87H122ZM134 90V89H133ZM133 90H132V93H133ZM254 90V89H253ZM262 90V89H261ZM85 91V90H84ZM94 90H92L91 92H93ZM99 91V90H98ZM101 91V90H100ZM135 91V90H134ZM86 92V91H85ZM102 92V91H101ZM105 93V91H103ZM107 92V91H106ZM130 92V91H129ZM25 93V92H24ZM87 93V92H86ZM96 93V92H95ZM123 93H126L123 92ZM135 93V92H134ZM144 93V92H143ZM163 93V92H161ZM35 94V93H34ZM33 94V96H34ZM64 94V95H63ZM83 94V93H82ZM88 94V93H87ZM131 94V93H130ZM129 94V95H130ZM147 94V93H146ZM165 94V93H164ZM238 94H242V95H239L241 97V99L244 97V103L245 104H242L244 106L243 107V114H240V113H231V111L236 108H238L237 106H235V102L237 101L238 99ZM96 95V94H95ZM107 95V96H108ZM123 95V94H122ZM125 96H127L126 94H124ZM138 95V94H137ZM8 96V95H7ZM116 96V99H113V97ZM2 97V95H1ZM29 97V98H28ZM40 97V95H39ZM70 97V95H69ZM85 97H86V94H85ZM100 97H103V96H100ZM4 98V97H3ZM83 98V96H82ZM88 98H89V95H88ZM87 98V99H88ZM106 98V97H105ZM130 98V97H129ZM95 99V98H94ZM102 99V98H101ZM100 98L98 100H101ZM38 100V99H37ZM86 100V98H85ZM92 100V98H91ZM104 100V99H102ZM101 100V101H102ZM106 100V99H105ZM104 100V101H105ZM47 101V100H46ZM67 101V100H66ZM93 101V100H92ZM8 102V103H7ZM39 102H41V100L39 99ZM45 102V101H44ZM69 102V101H68ZM79 102V101H78ZM239 102H241L239 100ZM71 103V102H70ZM89 103V102H88ZM103 103V102H102ZM101 103V104H102ZM242 103V102H241ZM35 104H38L36 101L33 100L32 96L30 95H27L24 96L23 94H20L18 95V93L16 92H13L11 93V95H9L8 97H6V99L4 101H0V129L3 128V127H6V129H10L11 127L13 128L14 132H16L17 136H19L20 138H26L28 137L29 135H27V132H24L22 129H20L19 127H28L29 129L30 128V123L29 122V116H26L27 114L24 112V114L22 116H20L19 118V113H16L17 110L15 111V109L19 108V107H24L26 109H29V110H33L36 105ZM66 104V103H65ZM81 104V103H80ZM96 104V103H95ZM116 104V105H115ZM261 104H263V107L261 108ZM185 106V105H188V106H185V107H180V106ZM255 105V106H254ZM19 106V107H18ZM64 106V105H62ZM68 106V105H67ZM94 106V105H93ZM102 106V105H101ZM257 106V107H256ZM78 107V106H77ZM92 107V106H91ZM241 107V108H242ZM70 108V107H69ZM79 108V107H78ZM84 108V107H83ZM93 108V107H92ZM100 108V106H99ZM118 108V109H117ZM103 109V108H101ZM246 111H245V110ZM36 110V109H34ZM84 110V109H83ZM89 110H92V109H89ZM76 111V110H75ZM106 111V110H105ZM238 111V110H237ZM39 112V111H38ZM102 112V111H101ZM99 111V113H101ZM230 112V113H229ZM241 112V111H240ZM4 113H7L9 116L11 117H7L5 116L4 117ZM82 113V112H81ZM22 114V113H21ZM37 114V113H36ZM94 114V113H93ZM98 114V113H97ZM104 114V113H103ZM107 114V113H106ZM105 114V115H106ZM16 115V117L14 116ZM96 115V114H95ZM232 117L230 118L229 116ZM78 116V115H77ZM102 116V115H101ZM108 116V115H107ZM6 117L9 119V121L6 120ZM135 117H136V120H135ZM229 117V119L227 118ZM99 118V117H98ZM97 118V119H98ZM104 118V117H103ZM109 118V117H108ZM34 119V118H33ZM150 120L151 122H153L152 124V128H154V131L155 132H160V135L162 137V144L158 147L156 145V140H155V136L154 135H148V133L150 132V129L148 130L146 128V123L144 120ZM6 120V121H5ZM112 120V119H111ZM32 121V119H31ZM97 120H95L96 122ZM105 121H106V118H105ZM115 121V120H113ZM142 121V122H141ZM245 121V122H244ZM10 124V126H8L7 124ZM101 122V120H100ZM150 122V123H151ZM34 123V122H33ZM73 123V122H72ZM83 123V122H82ZM99 123V122H98ZM102 123V122H101ZM112 123V122H111ZM115 123V122H114ZM132 123H135L136 124V127H134V129L132 131L129 130V133L127 134V129H124L125 128V124H132ZM118 124V125H117ZM148 124V123H147ZM238 124H242V126H238ZM44 125V126H45ZM67 125V124H65ZM99 125V124H98ZM127 125V126H129ZM151 125V124H150ZM45 126V127H46ZM70 126V125H69ZM67 126V127H69ZM36 127V126H35ZM71 129L72 132L74 131H77L80 132L83 130V128L81 129L80 127L77 129V128H73V126L71 125ZM95 127V126H94ZM111 127V126H110ZM109 127V128H110ZM132 127V126H131ZM259 127V125H258ZM96 128V127H95ZM151 128V127H150ZM210 128L213 129V134L210 136ZM61 129V128H59ZM58 129V130H59ZM103 129V128H102ZM261 129L262 130H258V134L257 135H253L251 136L249 139L255 137L256 140L257 139H262L261 140V143L257 146V147H261V145L264 143V124L261 125ZM47 130V129H46ZM55 130V129H54ZM110 130V129H109ZM148 130V131H147ZM23 131V132H22ZM33 131V129L31 130ZM57 131V130H55ZM60 131V130H59ZM67 131V130H66ZM2 131H0L1 133ZM34 132V131H33ZM47 132V131H46ZM84 132V131H83ZM100 132V131H99ZM111 132V131H110ZM48 133V132H47ZM46 133V135H48ZM52 133V132H51ZM50 133V134H51ZM58 133V132H57ZM75 133V132H74ZM116 133V132H115ZM4 134V133H3ZM2 134V135H3ZM8 134V133H7ZM10 134V133H9ZM13 134V133H12ZM83 134V133H82ZM80 134V135H82ZM102 134V132H101ZM108 134V133H107ZM54 136H56V134L53 133ZM51 135L50 137L51 138H54V136ZM97 135V134H96ZM114 135V134H113ZM11 136V135H10ZM33 136V135H32ZM37 136V135H36ZM35 136V137H36ZM100 136V135H99ZM34 137V136H33ZM32 137V138H33ZM48 137V136H47ZM59 137V136H58ZM67 137V136H66ZM10 138V137H8ZM12 138V137H11ZM46 138V137H45ZM69 138V137H68ZM107 138V137H106ZM163 138H165L166 140H163ZM239 138V137H238ZM247 138V137H246ZM13 139V138H12ZM29 139V137H28ZM41 139V138H40ZM64 139V138H63ZM79 139H82V138H79ZM98 139V138H97ZM102 139V138H100ZM149 139V143H145V141H148ZM242 139V138H241ZM9 140V139H8ZM14 140V139H13ZM31 140V139H30ZM52 140V139H51ZM117 139V141H120ZM247 140V139H246ZM253 140V139H252ZM256 140H255V143H256ZM38 141V140H37ZM43 143H44V140H42ZM47 141V140H45ZM86 141V140H85ZM99 141V140H98ZM164 141L168 143L169 145V149L167 150V146L164 145ZM251 141V140H249ZM53 142V141H52ZM66 142V141H65ZM84 141L80 140V147H84ZM224 142L227 143V146L224 148ZM230 142H231V147H230ZM247 142V141H246ZM28 143V142H27ZM30 143V142H29ZM34 143V142H33ZM49 143H51L49 141ZM54 143V142H53ZM57 143V142H56ZM111 143V142H110ZM25 144V143H24ZM23 144V145H24ZM37 144V143H36ZM40 144V143H39ZM38 144V145H39ZM124 144V143H123ZM254 144V143H253ZM22 145V146H23ZM26 145V144H25ZM24 145V146H25ZM113 145V144H112ZM31 146V145H30ZM49 146V145H48ZM12 147H15L14 144ZM37 147V146H36ZM43 147V146H42ZM243 147V146H242ZM254 147V145H253ZM25 148V147H24ZM33 148V147H32ZM44 147L42 149H40V151H38L37 153H26V158L29 160V164H27L26 166L24 164H20L19 162L18 163H15L13 160H10V158H14L15 154L20 156V152L18 151H14L11 149L10 145L8 144H5L3 143V141L0 142V170H1V176L2 174V170H3V167L6 166V169L8 170V173L9 174H12L14 175V178H12V182L14 185L18 184V186H21L20 188H23L22 191L23 193L26 194V199L29 198V199H32L33 200V207H35V205H44L43 208H47V210H51L52 212H54L55 216L57 217L55 222H54V225L53 226H56V224H61L62 222L63 223H66L67 225L66 226H63L62 224V227H61V231L59 233V239L61 241V239H68V240H73V241H76V245L73 246L72 244V247L75 248L76 251H78L80 254H81V257H70L71 254H73V252L70 250V247L67 245L65 247V250L62 251L61 256H64V255H68L70 257L69 261L70 262H67L65 260V264H84V240L80 241V238L83 237L85 235V233H88V230L86 229L85 227V224H84V221H86L82 216V211H75V212H72V218L70 220H67V218L71 215L70 212L68 213V205L65 204V202L63 201H60L58 203H54V202H48V203H41V202H35L36 200H39L40 198V194L38 192V190L36 189V185L39 184L41 186V181H39L38 177L36 174H39L40 172L44 173V172H47V171H55V172H58V174H61V172L59 171H63L66 175L70 174L68 176V178H75L77 177V179L75 180L76 182H83V175L82 174H77L75 172V160L73 161L71 158H69L68 155H65L66 153V149L64 147H62V144H58L57 145L54 143L52 145V147ZM85 148V147H84ZM87 148H90V147H87ZM116 148H119L118 146ZM189 148V147H188ZM237 148V149H236ZM243 148H246V147H243ZM48 150L47 152H51V156L47 157V154L45 155L44 151L45 150ZM186 149V151H185ZM30 150V149H29ZM107 150V149H106ZM129 150V149H128ZM240 151V150H239ZM238 151V152H239ZM24 152V151H23ZM22 152V153H23ZM110 152V151H108ZM123 152V151H122ZM128 152V151H127ZM130 152V151H129ZM21 153V154H22ZM170 153V154H168ZM249 154H253V149L251 148L249 151H248ZM109 154V153H107ZM119 154V153H118ZM223 154V155H224ZM23 155V154H22ZM40 155V156H39ZM121 155V154H120ZM39 156V157H38ZM73 156V155H72ZM105 156V155H104ZM198 156V155H197ZM106 157V156H105ZM121 158V157H120ZM130 158V157H129ZM145 158V157H143ZM178 158V159H177ZM183 158V157H182ZM262 158V157H261ZM93 159H96V157H91V160ZM119 159V158H118ZM124 159V158H123ZM42 160H44V164L40 165L39 162H41ZM130 160V159H129ZM134 160V159H132ZM155 160V159H154ZM94 161V160H93ZM112 161V160H110ZM116 161V160H114ZM125 161H126V158H125ZM166 161V162H165ZM184 161V160H183ZM121 162V161H120ZM136 162V161H135ZM96 163V162H95ZM108 163H110L108 161ZM144 161H139L138 163V168H141L143 170L140 169L139 173L135 176H131L129 174H126V169H127V166L125 165V163L123 164L121 162V167H119L117 170L120 171V175L122 177H124L125 179V182H134L132 185H133V188L131 189H136V186L141 183V182H146L147 181V177L148 175H146V173L148 172V165L146 163H144ZM262 163V162H261ZM49 164H51L53 166V169L49 167ZM218 165H216L217 169H222V168H225L226 164L223 162V161H219L217 162ZM199 165V164H198ZM107 166H109V164H107ZM263 166V164H262ZM28 167H31V170L28 168ZM56 169H55V168ZM68 167V169L66 168ZM93 167V166H92ZM130 167V166H129ZM161 167V166H159ZM157 167V168H159ZM209 167V166H208ZM259 167H261L259 165ZM258 167V168H259ZM79 168V167H78ZM106 168V167H105ZM131 168V167H130ZM155 168V167H154ZM163 168V167H162ZM161 168V169H162ZM165 168V166H164ZM170 168V169H169ZM250 168H253V165H250L249 166V169ZM257 168V167H256ZM264 168V166H263ZM95 169V168H94ZM106 170V174H102V176L105 177V179H108V181L110 182L111 185H109L110 188H118L116 183L115 182H112V180H115V179H118V181L121 183V179L119 178V176L115 173V172H118V171H115L116 169H111L110 167H108ZM132 171V169H130ZM136 171V168L133 169ZM153 170V169H152ZM258 170V169H257ZM262 170V169H261ZM68 171V172H67ZM160 171V170H158ZM164 171V169H163ZM183 171V172H181ZM250 171V170H249ZM256 171V169H255ZM14 173H17V174H14ZM180 173H185L183 175H181ZM18 174L20 175H24L27 176H31L30 180H31V184L29 187H25L27 189H24V184H23V181H21L20 183L18 182ZM57 174V173H56ZM206 174V173H204ZM208 174V173H207ZM239 174V173H238ZM42 175V174H40ZM44 175V174H43ZM155 175V173H154ZM214 175V174H213ZM222 174H220L221 176ZM236 175V173H235ZM234 175V176H235ZM51 176V175H50ZM73 176V177H72ZM166 176V174H165ZM219 176V174H218ZM219 176V177H220ZM223 176V175H222ZM222 176L220 178H222ZM231 176V175H230ZM264 177V171L261 172H258L256 171L255 173L251 174V176L249 177V180L246 181V179H242L240 181H238V183L240 185H244L247 186L248 184H250L251 182L253 181H258L261 177ZM3 177V176H2ZM8 177V176H7ZM24 177V176H23ZM156 177V176H155ZM173 177V176H172ZM224 177V176H223ZM243 177V176H242ZM248 177V176H247ZM42 178V177H41ZM137 178V180H136ZM202 179H206L204 176L202 177ZM231 178V177H230ZM6 179V178H5ZM8 179V178H7ZM6 179V180H7ZM24 179V178H23ZM54 179V178H53ZM104 179V178H103ZM151 179V178H150ZM182 179L184 181H182ZM199 179V178H198ZM1 180V179H0ZM9 180V179H8ZM22 180V179H21ZM30 180L28 181V183L30 182ZM47 180V179H46ZM154 180V179H153ZM209 180V179H208ZM207 180V181H208ZM215 180V179H214ZM217 180V179H216ZM5 181V180H4ZM54 181V180H53ZM56 181V180H55ZM88 181V180H87ZM165 185L167 184L168 180L167 178L165 177ZM219 181V180H218ZM10 182V181H9ZM47 182V181H46ZM199 182H202L200 179H199ZM210 182V181H209ZM220 182V181H219ZM4 183V182H3ZM11 183V182H10ZM9 183V184H10ZM43 183V182H42ZM75 183V182H74ZM84 183L85 180H84ZM214 183V181H213ZM45 184V183H44ZM82 184V183H81ZM219 184V183H218ZM76 185V184H74ZM83 185V184H82ZM131 185V184H129ZM197 185V183H196ZM215 185V184H214ZM18 186H16L18 188ZM27 186V185H26ZM84 186V185H83ZM127 186V184H126ZM50 187V186H49ZM125 187V186H124ZM202 187V186H201ZM200 187V188H201ZM204 187V186H203ZM214 187V186H213ZM231 188V185H221V189L222 188ZM241 187V186H239ZM250 187V186H249ZM108 188V187H106ZM128 188V187H126ZM125 188V189H126ZM199 188V189H200ZM217 188V187H216ZM260 189V191L262 192V188L258 187ZM14 189V188H13ZM16 189V188H15ZM43 190L46 189V188H42ZM129 188V190H131ZM139 189V188H137ZM140 189H142L140 187ZM253 189V188H252ZM9 190V189H8ZM21 190V189H20ZM127 190V189H126ZM156 190H158V194H160V199L165 196L167 193V190H165L162 187H158ZM213 190V189H212ZM223 190V189H222ZM221 190V191H222ZM239 190V189H238ZM147 191V190H146ZM203 192V190H201ZM200 191V192H201ZM215 190H213L214 192ZM224 191V190H223ZM134 192V191H133ZM206 192V190L204 191ZM225 192V191H224ZM249 192V191H248ZM0 235L2 236V234L8 232V231H16L18 234H20V236H27L28 238H31L32 237H40L41 235H50L48 234L44 229L45 227H50V226H45V224L47 222H43L41 221V219L39 217H35L33 214L31 215H28L27 218L28 219H24V220H17L16 219H12L13 222H10V223H7V222H4V219L6 217H12V216H16V215H19L20 213L18 211H16L17 209L14 210L15 206L17 203H19V200H18V197L17 196H14L16 195L15 193H12V198L8 199L6 202L3 201V192L0 191ZM11 193V192H10ZM131 193V191H130ZM127 190V194L128 196L129 195H132L130 194ZM142 193V192H141ZM146 193V192H145ZM211 193V192H210ZM209 193V194H210ZM217 193V192H216ZM236 193V192H234ZM253 193V192H252ZM55 194V193H54ZM139 194V193H138ZM157 193L155 194L156 197L159 196ZM171 194V193H170ZM230 194H233V193H230ZM143 195V194H142ZM150 195V194H149ZM172 195V194H171ZM205 196V193L204 194H201V196ZM215 195V194H214ZM240 195V194H239ZM245 195V194H244ZM253 196L252 197H256V192H254L252 194ZM24 196V194H23ZM31 196V197H30ZM116 196V195H115ZM120 196V195H119ZM135 196V195H134ZM144 196V195H143ZM216 196V195H215ZM223 196V195H222ZM225 196H227V194H225ZM224 196V197H225ZM242 196V195H241ZM249 196V195H248ZM247 196V197H248ZM122 198H124L125 200L128 199V198H125L124 196H121ZM141 197V196H140ZM195 197V196H194ZM193 197V198H194ZM209 197V196H208ZM211 197V196H210ZM213 198H216L214 196H212ZM211 197V199H213ZM232 197V196H231ZM236 197V196H235ZM150 198V197H149ZM165 198V197H164ZM200 198V197H199ZM226 198V197H225ZM240 198V197H239ZM119 199V198H118ZM133 199V198H132ZM140 199V198H138ZM137 199V201H138ZM159 199V200H160ZM166 199V198H165ZM205 199V198H204ZM221 199V198H220ZM224 199V198H223ZM230 199V198H229ZM68 200V199H67ZM129 200V199H128ZM200 200V199H199ZM206 200V199H205ZM241 200V199H240ZM251 202L253 199H250ZM41 201V200H40ZM195 201V200H194ZM243 201H244V198H243ZM242 201V202H243ZM71 202V201H70ZM126 202V201H125ZM132 202V201H131ZM136 203V201H134ZM139 202V201H138ZM142 202V201H141ZM162 202V201H160ZM204 202V201H203ZM237 202V201H236ZM241 202V203H242ZM23 203V202H22ZM78 203V202H77ZM208 203V202H207ZM9 204H12L13 205V208L9 207L8 205ZM25 204V203H24ZM129 204V202H128ZM200 204V203H199ZM224 204V202H223ZM238 204V203H237ZM130 205V204H129ZM136 205H138V208L139 210H135L133 211V216H135L137 219H134L133 220V223H135L134 225V228H132V226H130L129 222L127 221H123L122 222V225H121V228H119V226H116L118 228V233L120 232V235L123 233V229H127L125 235L124 233L122 234V236L124 235L125 237H127L130 233H129V230H135L136 232V235L138 233L139 236L136 237L137 240H135V248L133 249V245H132V256L134 257V264H167L169 262H171V260H166V254H168L169 252H171V248L170 247H165V244H169L168 242L165 241L164 239V236L163 234H161V232L158 230L157 227H154L153 225H149V230L145 227V218L143 217V207L139 205V203H136ZM225 205V204H224ZM228 205V204H227ZM71 206V204H70ZM73 206V205H72ZM80 206V205H79ZM145 206V205H144ZM195 206V205H194ZM226 206V205H225ZM253 206H256V205H253ZM18 207V206H17ZM99 206H98V203L96 204V208L97 209ZM133 206H131L132 208ZM154 209L157 210L159 207H160V204H154ZM229 207V206H228ZM239 207V206H238ZM80 210H82L81 207H79ZM161 208V207H160ZM205 208V207H204ZM233 208V207H232ZM36 209V208H35ZM190 209V208H189ZM255 209V208H254ZM258 212H257V216L260 218V220L262 219V216H264V193H262V196H261V200L260 202L258 201ZM33 210V209H32ZM39 210V209H38ZM200 210V209H199ZM242 210V209H241ZM246 210V209H245ZM23 211V209H22ZM31 211V210H30ZM40 211V210H39ZM46 210H44L45 212ZM84 211V210H83ZM189 211V210H188ZM24 212V211H23ZM51 212V213H52ZM164 212V211H163ZM32 213V212H30ZM89 213V212H88ZM170 213V212H169ZM168 213V214H169ZM192 214V212H190ZM202 213V212H201ZM37 214V213H36ZM42 214V213H41ZM48 214V213H47ZM174 216L172 217V220L176 219L177 220V224H174L172 223L173 226H176L174 229L171 228V227H168L169 229L171 230H176L178 228H181V219H180V214L177 213V212H174L172 213ZM182 214V212H181ZM188 214V213H187ZM195 214V213H194ZM235 214V213H234ZM253 214V213H252ZM21 215V214H20ZM167 215V213H166ZM170 215V214H169ZM186 215V214H185ZM210 215V213H209ZM245 215V214H243ZM262 215V216H260ZM24 216V215H23ZM26 216V215H25ZM24 216V217H25ZM54 216V215H53ZM147 216V215H146ZM188 216V215H187ZM43 217V216H42ZM142 217V218H141ZM168 217V215H167ZM194 217V216H193ZM19 218V217H18ZM148 218V217H147ZM161 218V217H160ZM162 219V218H161ZM205 219V218H204ZM251 219V217H250ZM141 220V221H140ZM163 220V219H162ZM255 220V219H254ZM53 221V220H52ZM67 221V222H66ZM165 221V220H164ZM203 221V220H202ZM262 221V220H261ZM25 222V223H24ZM199 222V221H198ZM256 222V221H255ZM44 223V225L42 224ZM86 223H88L86 221ZM132 223V224H133ZM205 223V221L203 222ZM4 224L6 226H4ZM127 224V225H126ZM253 224V223H252ZM26 225V226H25ZM71 225V226H70ZM90 225V224H89ZM88 225V226H89ZM171 225V226H172ZM112 227V230L115 229V226H111ZM187 227V226H185ZM200 227H203L200 226ZM228 227H229V224H228ZM89 228V227H88ZM97 228V226L95 227V229ZM161 228V227H160ZM208 228V227H207ZM94 229V228H93ZM163 229V227H162ZM197 229V228H196ZM204 229V228H203ZM106 228H97V231H98V236L100 237V243L103 244H109L108 246V250H113L115 253L117 252L116 249H114V247H118V244H114L112 245L111 241L109 240L110 238V234L108 236L106 235H103L102 232H105ZM165 230V229H164ZM182 230V229H181ZM192 230V229H191ZM198 230V229H197ZM196 230V231H197ZM205 230V229H204ZM247 230V229H246ZM110 231V230H109ZM190 231V229H189ZM203 231V230H202ZM213 231V230H212ZM211 232V231H210ZM113 233V231H112ZM184 233V232H183ZM191 233V232H190ZM189 233V234H190ZM195 233V232H194ZM203 233V232H202ZM201 233V234H202ZM206 233V231H205ZM209 233V231H208ZM248 233V232H247ZM144 234V235H143ZM200 234V235H201ZM212 234V233H211ZM210 234V235H211ZM259 235H262V233H258ZM194 235V234H193ZM204 235V234H203ZM53 236V235H52ZM58 236H55L57 239H58ZM106 236V237H105ZM123 236V237H124ZM142 236V237H141ZM183 235L181 234V237ZM192 236V235H191ZM199 236V235H198ZM184 237V236H183ZM189 237V236H188ZM193 237V236H192ZM213 237L215 238V234H213L212 236V239ZM251 237V236H250ZM30 238V239H31ZM33 238V239H35ZM98 238V237H97ZM156 238V239H155ZM173 238V237H171ZM187 238V237H185ZM208 238V237H207ZM42 239V238H41ZM47 239V238H45ZM83 239V238H82ZM118 239V238H117ZM154 240L155 242H159L160 245L159 246H154L152 245V243L150 242V240ZM189 239V238H187ZM186 239V240H187ZM198 239V238H197ZM201 239V238H200ZM91 240V239H90ZM193 240V239H192ZM196 240V239H195ZM202 240V239H201ZM209 240V238H208ZM46 241V240H45ZM63 241V240H62ZM61 241V242H62ZM175 241H177L175 239ZM189 241V240H188ZM194 241V240H193ZM198 241V240H197ZM203 241H206L203 239ZM252 241V240H251ZM154 242V243H155ZM200 242V241H198ZM216 242H217V239H216ZM42 243V242H40ZM73 243V242H72ZM163 243V244H162ZM208 242H206L207 244ZM215 243V242H214ZM251 243V242H250ZM50 244H52L50 242ZM89 244V243H88ZM132 244V243H131ZM188 244V243H187ZM196 244V243H195ZM194 244V245H195ZM199 244V243H197ZM202 244V243H201ZM262 244H264V239L262 238ZM23 245V244H22ZM36 245L42 247L39 243L37 244V242L35 243V241L32 240V242H29L28 240V243L25 244V248H31L33 247L34 249L36 248ZM59 245V244H57ZM204 245V244H203ZM210 245V243H209ZM52 246V245H51ZM89 246V245H88ZM121 245L119 244V247ZM214 246V245H213ZM250 246V245H249ZM1 247V246H0ZM196 247V246H195ZM202 247V246H201ZM200 247V248H201ZM205 247V246H204ZM223 247V246H222ZM253 247V245H252ZM53 248V247H52ZM92 248V247H91ZM97 248V247H96ZM125 248V247H123ZM143 248V249H142ZM206 248V247H205ZM209 248H211L209 246ZM216 248V247H215ZM215 248H212V249H215ZM98 249V248H97ZM107 249V248H106ZM179 246H177L176 244L174 245V250L178 251ZM190 249V248H189ZM196 249V248H195ZM204 249V248H203ZM20 252L18 253L17 257H16V260H17V264H19L20 262H31V264H36L37 262L34 261V260H30L29 258V255L30 253L28 252H24L22 248L20 247H15V248H12V251H19ZM140 250H144V253L146 252L145 256L142 257L140 256L139 252ZM201 250V249H200ZM205 250V249H204ZM207 250V248H206ZM210 250V249H209ZM216 250V249H215ZM91 251V250H90ZM102 251V250H101ZM180 251V250H179ZM178 251V252H179ZM192 251V250H191ZM198 251V250H197ZM263 251V250H262ZM33 252V251H32ZM39 252L40 254H45L44 252H40V251H37ZM61 252V251H60ZM98 252V251H96ZM120 252V249L119 251ZM117 252V253H118ZM190 252V251H189ZM201 252V251H200ZM205 252V251H204ZM203 252V253H204ZM212 252V251H210ZM216 252V251H215ZM214 252V253H215ZM257 252V251H256ZM260 252V251H259ZM35 253V252H33ZM88 253V252H86ZM99 253V252H98ZM97 253V254H98ZM143 253V254H144ZM173 253V251H172ZM176 253V252H174ZM182 253V251H181ZM194 253V252H193ZM199 253V252H198ZM213 253V252H212ZM225 253V252H224ZM229 253V252H228ZM255 253V252H254ZM48 254V253H47ZM104 254V253H103ZM109 255V253H107ZM106 254V255H107ZM121 254V252H120ZM191 254V253H189ZM205 254V253H204ZM220 254V253H219ZM218 254V255H219ZM243 254V253H242ZM3 255V254H2ZM86 255V254H85ZM91 255V254H89ZM116 254H111L109 256H106L107 258V262L106 261H101V262H98L96 264H111V262L114 261L115 259V256ZM123 255V254H122ZM172 255V254H171ZM186 255V254H185ZM193 255V254H192ZM195 255V254H194ZM207 255V254H205ZM210 255V254H209ZM221 255V254H220ZM236 255V254H235ZM234 255V256H235ZM248 255V254H246ZM252 255V254H251ZM254 255V254H253ZM96 256V255H95ZM173 256V255H172ZM215 256V254H214ZM244 256V255H242ZM241 256V257H242ZM31 257V256H30ZM122 257V256H121ZM175 257V256H174ZM186 257V256H184ZM197 257V256H195ZM210 257H213L210 255ZM216 257V256H215ZM255 257V256H254ZM252 257V259H246V261L243 263V264H264V254L260 255V256H257V257ZM44 258V257H43ZM97 258V257H96ZM104 258V257H103ZM105 258V259H106ZM199 258V257H198ZM204 258V257H203ZM217 258V257H216ZM220 258V257H219ZM0 259H3L0 257ZM98 259V258H97ZM132 259V258H131ZM168 259V258H167ZM191 259V257H190ZM225 259V258H224ZM50 260V259H49ZM61 260V259H60ZM177 260V259H176ZM185 260V259H184ZM196 260V259H195ZM198 260V259H197ZM196 260V261H197ZM223 260V259H222ZM235 260V259H234ZM122 261V260H121ZM193 261V260H191ZM224 261V260H223ZM58 262V261H57ZM56 261H52L51 264H57ZM120 262V261H119ZM201 262V261H199ZM225 262V261H224ZM223 262V263H224ZM60 263V262H59ZM177 263V261H176ZM204 263V261H203ZM222 263V262H221ZM232 263V262H231ZM2 264H14L12 263L10 260H6L4 261ZM88 264H94L92 261H90V263ZM172 264V263H171ZM181 264V263H180ZM184 264V263H183ZM198 264V262H197ZM210 264H216V262L213 260L212 258V262Z\"/></svg>",
    "mask_w": 264,
    "mask_h": 264
},
{
    "label": "crops",
    "instance_id": "3",
    "mask_svg": "<svg viewBox=\"0 0 264 264\" xmlns=\"http://www.w3.org/2000/svg\"><path fill=\"white\" fill-rule=\"evenodd\" d=\"M20 238H23L24 240H26V238L24 236H20ZM1 254H2V252H1Z\"/></svg>",
    "mask_w": 264,
    "mask_h": 264
}]
</instances>
